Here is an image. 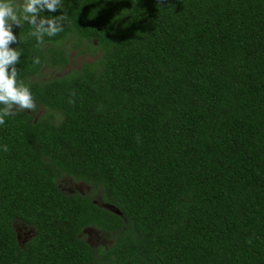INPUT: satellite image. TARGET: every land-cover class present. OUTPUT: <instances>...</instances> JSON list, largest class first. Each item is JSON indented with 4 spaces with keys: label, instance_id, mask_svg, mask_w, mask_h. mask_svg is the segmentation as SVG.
<instances>
[{
    "label": "trees",
    "instance_id": "obj_1",
    "mask_svg": "<svg viewBox=\"0 0 264 264\" xmlns=\"http://www.w3.org/2000/svg\"><path fill=\"white\" fill-rule=\"evenodd\" d=\"M3 2L9 72L49 114L0 103V264H264V0ZM70 42L96 59L34 80Z\"/></svg>",
    "mask_w": 264,
    "mask_h": 264
},
{
    "label": "clouds",
    "instance_id": "obj_2",
    "mask_svg": "<svg viewBox=\"0 0 264 264\" xmlns=\"http://www.w3.org/2000/svg\"><path fill=\"white\" fill-rule=\"evenodd\" d=\"M41 0H27L23 11L25 13L35 14L37 12L36 5ZM48 10L55 11L52 4L48 5ZM27 19V17H25ZM17 22V15L14 7L10 3L0 0V103L5 104L9 108L12 105H18L21 109H34L32 94L29 89L23 85H17L16 71L13 67L9 72V66L18 62L19 53L12 50L8 45L15 42L16 36L11 30L8 21ZM31 22V21H30ZM55 27L52 28L51 34H55ZM4 121L0 118V124Z\"/></svg>",
    "mask_w": 264,
    "mask_h": 264
},
{
    "label": "rangeland",
    "instance_id": "obj_3",
    "mask_svg": "<svg viewBox=\"0 0 264 264\" xmlns=\"http://www.w3.org/2000/svg\"><path fill=\"white\" fill-rule=\"evenodd\" d=\"M66 56H67V63L64 67L59 68H48L45 67L40 72V74L34 78V80H37L39 82H44L50 79L58 78L65 76L73 71L79 70L80 67L83 64L93 62L97 56H95L91 50H89L86 46V44H81L79 47H75L73 42H70L64 46ZM34 109H21L20 107L16 108L17 110H24L28 114L32 116L34 121H37L39 118L46 117L49 112L44 109L43 107H39L34 105ZM58 118V117H57ZM61 183V186L63 190L69 191L71 189L72 191H75L74 193H80L85 194L90 191L88 187H86L84 184H78V186H75L72 183V180L63 177L59 181ZM100 191L94 194V201L104 206V203L101 201ZM18 229L22 230L21 226H18ZM84 238L88 241V238L90 239V243H92V247L99 248L100 246H108L111 243V237L107 236L106 234H103L95 229H86L83 233Z\"/></svg>",
    "mask_w": 264,
    "mask_h": 264
},
{
    "label": "flooded vegetation",
    "instance_id": "obj_4",
    "mask_svg": "<svg viewBox=\"0 0 264 264\" xmlns=\"http://www.w3.org/2000/svg\"><path fill=\"white\" fill-rule=\"evenodd\" d=\"M8 23L11 25V27H13L14 23L13 21L9 20ZM64 67V66H63ZM56 68V67H54ZM59 68V67H57ZM40 74V73H39ZM38 74V75H39ZM36 78V77H35ZM34 79V78H33ZM32 80V79H31ZM18 108V107H17ZM16 109V108H15ZM17 110V109H16ZM24 111V110H23ZM58 182V186L59 188L64 191L65 193H68V194H75L74 192L75 191H72L71 189H69V191H65L63 190L62 186H61V183L59 181ZM72 183L75 185V186H78L79 183L77 182H74L72 181ZM80 184H84L82 182H80ZM85 185V184H84ZM18 226H21L22 227V230L21 229H18ZM12 229H13V232L15 234V239H16V242L18 244V246L21 248V247H25L27 244H29L35 237V232H34V229L24 223V222H21V221H18V220H15L13 221L12 223ZM86 229H90L89 227L87 228H84L81 233L78 235V237L84 241L85 244H87L90 248H92L95 252H97V248L95 247H92V243H90V239L88 238V241L84 238L83 236V233ZM92 229V228H91ZM93 230V229H92Z\"/></svg>",
    "mask_w": 264,
    "mask_h": 264
},
{
    "label": "water",
    "instance_id": "obj_5",
    "mask_svg": "<svg viewBox=\"0 0 264 264\" xmlns=\"http://www.w3.org/2000/svg\"><path fill=\"white\" fill-rule=\"evenodd\" d=\"M104 207H105V208H108V209H110V210H112V211H113V212H115L116 214H119V213H118V211H116V210H113V209H112V208H110L108 205H104Z\"/></svg>",
    "mask_w": 264,
    "mask_h": 264
}]
</instances>
